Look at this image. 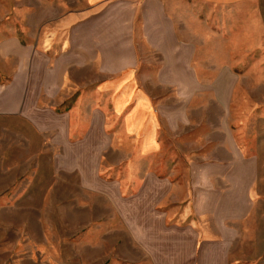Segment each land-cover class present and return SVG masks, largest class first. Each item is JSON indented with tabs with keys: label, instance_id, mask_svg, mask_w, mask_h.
Wrapping results in <instances>:
<instances>
[{
	"label": "rangeland",
	"instance_id": "374dc122",
	"mask_svg": "<svg viewBox=\"0 0 264 264\" xmlns=\"http://www.w3.org/2000/svg\"><path fill=\"white\" fill-rule=\"evenodd\" d=\"M252 5L240 43L200 52V83L154 81L147 53L152 146L126 127L134 81L0 115V264H264V211L244 229V149L264 200V0ZM79 6L0 0V27L36 40Z\"/></svg>",
	"mask_w": 264,
	"mask_h": 264
},
{
	"label": "crops",
	"instance_id": "0c3cea01",
	"mask_svg": "<svg viewBox=\"0 0 264 264\" xmlns=\"http://www.w3.org/2000/svg\"><path fill=\"white\" fill-rule=\"evenodd\" d=\"M254 3L256 0H80V6L67 12L58 28L36 40H26L1 26L0 115H44L48 110L40 109L41 104L50 106L62 94L87 93L89 83L99 99L111 94L104 82L134 81V103L126 127L146 130L143 144L152 146L157 130L156 120L151 118L152 93L140 85L147 53L161 58L154 81L200 83L204 64L200 52H212L210 58L216 61L217 52L226 48L223 43L236 42L237 36L240 43L244 15L250 17ZM210 65L212 62L206 66ZM90 73L94 79H89ZM112 76L118 79H108ZM260 180L244 149V229L248 231L256 217L263 216Z\"/></svg>",
	"mask_w": 264,
	"mask_h": 264
}]
</instances>
